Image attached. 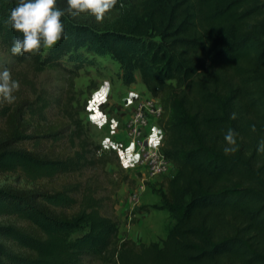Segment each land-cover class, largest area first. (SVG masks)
<instances>
[{
  "label": "trees",
  "instance_id": "16d2710c",
  "mask_svg": "<svg viewBox=\"0 0 264 264\" xmlns=\"http://www.w3.org/2000/svg\"><path fill=\"white\" fill-rule=\"evenodd\" d=\"M15 2L0 0V43L9 53L18 35L6 23ZM57 6L66 7V0ZM62 21L66 38L42 48L39 65L75 74L106 57L123 85L137 73L157 99L161 151L173 170L151 207L165 210L173 223L160 243L135 244L117 237L119 220L102 213L101 199L80 181L0 188V216L26 223H0V264H264V153L256 151L264 138V0H118L103 23L86 14ZM29 104L1 110L0 172L35 182L109 161L71 114L69 124L29 131ZM70 124L71 153L39 150ZM228 128L238 133L231 155L223 152Z\"/></svg>",
  "mask_w": 264,
  "mask_h": 264
},
{
  "label": "rangeland",
  "instance_id": "374dc122",
  "mask_svg": "<svg viewBox=\"0 0 264 264\" xmlns=\"http://www.w3.org/2000/svg\"><path fill=\"white\" fill-rule=\"evenodd\" d=\"M37 62L38 59L35 56L28 54L23 61H17L0 43V67L10 69L13 79L20 82V89L15 93L17 97L16 101L11 105H0V113L4 108L10 110L15 103L27 100L30 104L25 108L24 120L27 123L29 131L37 129L40 126L45 127L54 121H62L63 124H69L71 123V119L68 116L71 114L73 117L79 119L86 136L96 143V140L92 139L94 134L92 131L94 130L89 126L90 121L86 120L88 111H92L88 107L89 101L92 95L99 89V86L101 85L102 87L104 84L101 80H112L114 78L117 64L111 62L106 57L100 58L97 59L96 66L83 67L75 74H69L60 68L41 66ZM64 65L67 69L71 67V64L64 63ZM134 88L137 90L142 89L139 80L135 81ZM42 103L44 106H41ZM124 118L121 120V128ZM155 122L158 127L157 120ZM2 124L3 119L0 116V135L3 131ZM71 129L73 128L70 124L64 135L55 142L45 141L40 143L38 146L39 150L41 152L52 153L53 155L71 153L72 147L67 142V135ZM159 130L161 129L159 128ZM98 131L95 132V135L100 137L101 133ZM160 144H162V140ZM24 147L31 149V144L26 142ZM99 147V151L104 152L106 158L109 160L105 166L93 164L76 174L61 175L49 180L42 179L35 182L25 181L19 173L0 172V188H51L57 187L66 181H80L82 184L89 185L93 190V194L101 199V212L116 216L119 220L117 237L129 238L130 236L134 241L139 240L144 244L149 242L160 243L165 236L167 228L173 223V218L167 212H157V209L151 207L152 204H158L160 201L159 192L163 190L164 177L141 180V175L134 171V169L132 174L125 172L120 161L119 152L117 153L112 148H103L101 145ZM126 147L128 151V142ZM119 148L123 149L124 147L120 146ZM97 153L98 151H94L95 158L98 155ZM138 182L141 185L144 184L143 190L140 191L139 195L136 191V184ZM131 192L136 193L138 196L140 209L142 208L141 213L139 215L131 213L122 222V218H120L119 213L116 211L119 199L123 195L128 196L130 199ZM160 213L163 216H158ZM0 223H12L21 227L26 226L25 222L10 216H0ZM5 243L12 249L19 251L11 243ZM83 264L101 263L86 260Z\"/></svg>",
  "mask_w": 264,
  "mask_h": 264
},
{
  "label": "clouds",
  "instance_id": "9594fccd",
  "mask_svg": "<svg viewBox=\"0 0 264 264\" xmlns=\"http://www.w3.org/2000/svg\"><path fill=\"white\" fill-rule=\"evenodd\" d=\"M117 3L118 0H66V7L61 8L57 6V0H16L15 6L9 10L6 21L10 28L18 33L12 40L10 53L13 56H24L25 54L35 56L42 48L51 49L61 39L66 38L65 26L62 21L64 16L75 17L86 14L94 17L97 23H103ZM19 89L20 82L13 79L11 70L0 67V105L13 104L17 99L15 93ZM109 90L110 83L105 81L96 95L103 98ZM97 115L99 116V114ZM100 119L102 120V117ZM230 119H237V113H231ZM256 130L255 124L250 126L251 132L254 133ZM155 131L158 133L159 139L162 140V130ZM222 134L225 145L224 154H234L237 151L238 133L234 129L228 128ZM152 142L159 143L156 135H153ZM103 143L105 146H109L107 139ZM256 151L257 154L264 153V138L258 142ZM124 155L131 160L138 159V156L132 155L131 148Z\"/></svg>",
  "mask_w": 264,
  "mask_h": 264
},
{
  "label": "crops",
  "instance_id": "0c3cea01",
  "mask_svg": "<svg viewBox=\"0 0 264 264\" xmlns=\"http://www.w3.org/2000/svg\"><path fill=\"white\" fill-rule=\"evenodd\" d=\"M136 80H139L140 82L137 73H135V81ZM105 81H108L110 83V90L105 97L100 98L96 95L101 89V85L99 86V89L92 95V98L89 101L88 107L91 108L92 111H88L86 120L90 121L89 126L94 130L92 131L94 133L92 139L96 140V143L101 145L103 148H112L115 149L117 153L119 152L120 161L125 172L132 174V171L134 169L133 160L124 155L127 152V140L121 128V120L131 111L132 105L137 98L149 96V94L147 93L141 82V90H137L134 88L135 81L129 85H123L117 77V71L115 72L114 78L112 80H101V82L103 83ZM97 114H99V116ZM94 117L96 119H93ZM101 117L102 120L100 119ZM97 130H99L98 132L101 133L100 137H97L95 135V132ZM155 130H159V128L157 127L156 122H153L148 129L150 139L152 141L153 135H156L157 140H159V143H161L159 135ZM105 139L108 140L109 146H105V144L103 143ZM120 146L124 148L120 149ZM143 187L144 184L141 185L139 182L136 184V191L138 192V195L140 191L143 190ZM139 204L140 203L138 201V196L137 202L135 204H133V202L126 195H123V197L119 199L116 211L117 213H119L120 218H122V222H124V220L127 219L129 214L131 213H135L134 215H139L141 213L142 208L140 209ZM156 211L166 212L165 210ZM158 216L163 215L162 213H160ZM129 239H131L136 244L142 243L139 240L134 241L130 236Z\"/></svg>",
  "mask_w": 264,
  "mask_h": 264
},
{
  "label": "built area",
  "instance_id": "2783aa9c",
  "mask_svg": "<svg viewBox=\"0 0 264 264\" xmlns=\"http://www.w3.org/2000/svg\"><path fill=\"white\" fill-rule=\"evenodd\" d=\"M160 113L157 99L151 96L139 97L122 122L128 149H132V155L138 156L133 164L134 171L141 175V180L167 177L173 170L172 162L161 151V144H154L148 134L151 123L158 119ZM130 200L133 204L137 202L136 193H130Z\"/></svg>",
  "mask_w": 264,
  "mask_h": 264
}]
</instances>
